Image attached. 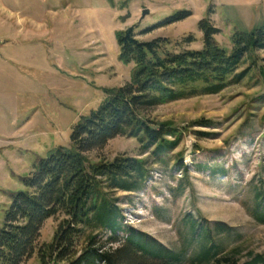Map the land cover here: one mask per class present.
Instances as JSON below:
<instances>
[{"label":"rangeland","instance_id":"374dc122","mask_svg":"<svg viewBox=\"0 0 264 264\" xmlns=\"http://www.w3.org/2000/svg\"><path fill=\"white\" fill-rule=\"evenodd\" d=\"M177 8L190 13L155 24ZM203 15L219 28L216 42L228 48L233 29L264 24V0H0V226L36 160L68 144L70 126L98 104L104 87L128 79L132 62L117 58L114 31L133 25L139 39L172 40L190 33L195 38L186 46L199 47L196 20ZM246 66L239 81L216 93L148 107L150 117L180 129V140L160 159L148 156L141 188L114 191L122 222L150 243L179 251L176 264H201L190 257L204 242L235 247L241 256L264 251V222L252 213L264 207V49L237 70ZM137 147L134 137L115 135L87 157H144ZM61 217L43 221L38 244L50 240ZM123 237L118 232L107 244ZM23 264H38L35 253Z\"/></svg>","mask_w":264,"mask_h":264},{"label":"trees","instance_id":"16d2710c","mask_svg":"<svg viewBox=\"0 0 264 264\" xmlns=\"http://www.w3.org/2000/svg\"><path fill=\"white\" fill-rule=\"evenodd\" d=\"M189 13V9L177 8L155 24H167ZM196 28L201 33L199 47L186 46L195 38L190 33L172 40L163 35L139 39L133 25L114 31L117 58L132 62L129 77L104 87L98 104L70 126L68 144L52 147L23 177L25 188L13 192L0 226V264H23L33 253L38 264L179 262V251L150 243L142 231L122 222L114 191L141 188L149 174L148 156L158 160L180 140V129L168 119L150 117L148 107L216 93L245 75L247 66L237 68L246 56L264 49V24L233 29L228 48L214 39L219 28L208 16L198 18ZM115 135L134 137L138 153L146 155L119 152L110 159L87 157V152ZM175 162L180 163L179 159ZM256 196H260L258 191ZM56 213L62 217L50 240L38 244L43 221ZM252 213L264 222V207ZM118 232L124 233L123 239L116 245L107 244L117 241ZM102 233H106L103 238ZM190 260L201 264H264V251L247 250L241 256L235 247L223 250L204 242Z\"/></svg>","mask_w":264,"mask_h":264},{"label":"water","instance_id":"95a60500","mask_svg":"<svg viewBox=\"0 0 264 264\" xmlns=\"http://www.w3.org/2000/svg\"><path fill=\"white\" fill-rule=\"evenodd\" d=\"M146 11H147V9H146V8H142V9H141V12H140V13H141V15H143V14H144Z\"/></svg>","mask_w":264,"mask_h":264},{"label":"crops","instance_id":"0c3cea01","mask_svg":"<svg viewBox=\"0 0 264 264\" xmlns=\"http://www.w3.org/2000/svg\"><path fill=\"white\" fill-rule=\"evenodd\" d=\"M3 45L2 44H0V47H2Z\"/></svg>","mask_w":264,"mask_h":264}]
</instances>
